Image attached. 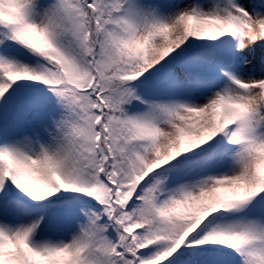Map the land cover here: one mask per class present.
I'll list each match as a JSON object with an SVG mask.
<instances>
[{
	"label": "snow or ice",
	"instance_id": "6c2138e0",
	"mask_svg": "<svg viewBox=\"0 0 264 264\" xmlns=\"http://www.w3.org/2000/svg\"><path fill=\"white\" fill-rule=\"evenodd\" d=\"M0 264H264V0H0Z\"/></svg>",
	"mask_w": 264,
	"mask_h": 264
}]
</instances>
